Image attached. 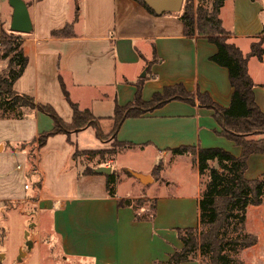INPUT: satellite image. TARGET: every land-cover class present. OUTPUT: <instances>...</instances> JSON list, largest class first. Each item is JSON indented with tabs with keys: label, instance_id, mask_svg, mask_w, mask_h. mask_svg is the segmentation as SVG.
I'll return each mask as SVG.
<instances>
[{
	"label": "crops",
	"instance_id": "obj_1",
	"mask_svg": "<svg viewBox=\"0 0 264 264\" xmlns=\"http://www.w3.org/2000/svg\"><path fill=\"white\" fill-rule=\"evenodd\" d=\"M22 1L28 5L32 30L20 34L27 65L13 90L50 106L64 123L71 122L72 110L63 90L71 103L92 114L104 135L113 127L115 107L132 103L137 93L142 102H149L164 89L181 87L189 94L207 95L220 108H228L233 89L227 70L211 61L216 47L204 37L185 36L180 12L152 15L133 0ZM192 1L198 6L209 5L207 0ZM5 3L7 0H0V33L8 32L6 22L11 19L10 7L4 19ZM218 17L222 28L230 33L227 42L243 56H248L250 45L264 35L262 0H225ZM66 26L70 34L52 36ZM262 47L264 50V43ZM247 72L254 85L253 101L264 114V52L261 61L248 57ZM0 121L3 127L16 130V136L22 135L20 125L26 130L13 145L0 138L2 162L7 158L15 162L11 170L0 163V223L13 212L10 204L25 200L29 190V186L24 189L27 184L22 180L20 192H15L9 175L18 172L23 179L34 165L30 177L36 182L35 201H26L39 213L37 226L42 228L41 213L50 215L51 230L42 234L40 229L32 246L40 249L45 237L50 243L56 239L63 264L166 262L170 254L182 248L177 230L199 227L198 202L203 187L195 155L174 151L183 147L195 151L219 149L234 158L241 155L239 146L219 135L221 129L213 111L200 107L197 101L171 100L139 117L126 118L110 142L98 140L92 127L70 134V144L65 135L52 136L33 152L35 160L32 147L27 151L23 146L49 132L52 121L27 110L21 120ZM113 141L121 150L111 152L105 164L100 161L89 167L92 174H85L87 170L73 158L76 151H107ZM50 146L60 151L54 152L52 165L62 174L58 180L54 177L51 189L39 162L40 153H48ZM141 157L150 159L137 164L135 159ZM185 157L195 174L192 192L166 194L149 189V185L167 178L165 173L171 166L185 164ZM159 165L158 174L153 175ZM99 167L110 168L114 176L118 171L129 175L124 176L122 184L114 183L113 196L107 193L108 175L94 171ZM130 172L143 176L144 184ZM262 177L264 152L250 155L244 172L246 180ZM138 188L148 193H138ZM142 199L154 203L151 220L146 219L148 209L144 205L133 206L134 201ZM181 264L202 263L193 259Z\"/></svg>",
	"mask_w": 264,
	"mask_h": 264
},
{
	"label": "trees",
	"instance_id": "obj_2",
	"mask_svg": "<svg viewBox=\"0 0 264 264\" xmlns=\"http://www.w3.org/2000/svg\"><path fill=\"white\" fill-rule=\"evenodd\" d=\"M133 1L149 14H154L143 0ZM207 1L210 5L209 10H194L192 0H185L179 19L183 24L185 36L204 37L216 47L217 52L211 61L227 70L229 83L233 89L228 108H220L207 95L189 94L181 87L164 89L162 93L153 95L149 102H142L137 93L132 103L125 107H115L113 127L106 135L98 129V122L92 114L88 110H80L71 103L64 90V98L72 110V119L69 124L64 123L50 106L35 103L31 97L16 93L13 90V84L21 77L27 65V58L22 51V37L11 31L1 30L0 33V60L6 62L3 73L0 75V120H21L25 117V110L36 111L47 116L52 121V129L35 138L33 144L36 143L38 150L45 145L48 138L56 135H65L70 144L68 139L70 134L87 127L95 130L98 140L113 139L124 119L139 117L171 100L190 104L197 101L200 107L212 110L214 119L221 129L219 135L241 148V155L238 158L219 149L195 151L183 147L174 151L178 154L192 152L197 160L199 176L207 177L198 202L199 227L177 230V237L182 243V248L170 254L166 262L154 264L185 263L196 259V253H199L203 259L202 264H237L238 254L253 247L257 242L254 235L243 232V224L247 207H258L264 203V177L246 180L244 172L247 158L264 152V114L258 110L253 101L254 85L247 72V60L248 57L262 60L264 39L253 42L248 56H243L236 46L227 42L230 33L222 28L218 17L225 0ZM26 6L28 8L27 4ZM68 34H70V27L66 26L59 32H53L52 36ZM106 153V151H88L81 154L91 158L98 157L101 160ZM77 155L76 151L73 158ZM210 162H216L217 168H210L208 165ZM159 170L160 165L153 169V174L158 173ZM92 172L93 170L89 169L84 173L92 174ZM114 183L115 176L108 175L106 188L109 196L114 195ZM133 203L134 208L145 205L144 201L139 200ZM153 211L154 203L151 204L146 219L153 218Z\"/></svg>",
	"mask_w": 264,
	"mask_h": 264
},
{
	"label": "rangeland",
	"instance_id": "obj_3",
	"mask_svg": "<svg viewBox=\"0 0 264 264\" xmlns=\"http://www.w3.org/2000/svg\"><path fill=\"white\" fill-rule=\"evenodd\" d=\"M184 1L182 3V7L184 5ZM193 3V1H192ZM207 4V3H206ZM195 5L193 3L194 10L196 9H206L209 10L210 5ZM9 5L3 4V15L4 19L7 18V12L9 11ZM180 14V13H179ZM8 20V19H7ZM8 22H6V29L9 30ZM260 39H264V35L259 37L255 42H258ZM6 65L5 61L0 60V75L3 73L4 67ZM43 119H45L43 117ZM1 122V121H0ZM45 125V124H44ZM41 128H43V125H41ZM20 130L22 131V135L16 136V130H13L10 128V126L3 127V124L0 123V138H5L7 142H9L10 145H13V140H18L22 138L23 135H25L26 130L24 126L20 125ZM18 133V132H17ZM24 137V136H23ZM107 141H111V138H108ZM27 151L30 150L29 147H32L31 155L33 156V160H35L34 151L36 150L35 143H29L24 144L23 146ZM122 148L118 143L112 142L109 145L107 153L104 154L102 160H98V157L91 158L88 155H83L81 153H78L76 156L77 162L81 164V168H84L85 170H88L89 167L94 166L95 163H101L105 164L110 158H111V152H118ZM49 152L40 153V168L42 172L46 176V183L49 184V188L51 189V186H54V177H57V180L60 179V176L62 177L61 172H58L57 168H55L52 165V160L54 159L55 155L54 152H60L58 149H56L54 146L51 148V146L48 148ZM62 153V152H61ZM4 159V156H0V163L4 164L5 170H11L13 169L15 162L13 158L8 160L6 159L5 163L2 162ZM29 159V158H28ZM122 158H120L121 160ZM150 157H141L135 159L138 163L145 164L148 162ZM101 161V162H100ZM18 162H20L18 160ZM30 164H33V162L29 161ZM184 163L180 166H176L175 168L171 166L169 171H167L165 174L167 178L164 180H161L159 184L149 185V189H153L152 191H159L164 192L166 194H176V193H188L192 192L194 190V181H195V174L192 170V165L188 162L187 158L185 157ZM210 168H217L216 162H210L209 164ZM2 167V168H3ZM33 168L29 171H35L34 165ZM32 171V172H33ZM30 173L27 176H25L22 179L21 173L18 172L11 173L9 175L8 179L10 180L9 183L13 185L15 188V192H20L19 189L23 186L22 183L27 184L29 186V190L26 192V199L21 201H17L15 204H10V207L13 209V212L9 214L7 221L5 223H0V264H63V261L61 260L60 254H59V248L57 246L56 239H51L52 242H47V238L45 237V244L41 242L40 249H38L36 246L28 247L27 241L36 242L38 237L37 233L41 229V233L49 232L51 230V218L50 215L47 213H41V221H42V228L37 226L40 220L39 213L37 212V209L34 205L30 204L31 202L35 201V193H36V182L34 177H30ZM158 174L154 173L153 175ZM33 175V174H32ZM124 176L127 177V175L121 171H118L117 174H115V182L122 184L124 182ZM162 173H161V175ZM156 178V177H155ZM204 184L207 180L206 175L202 178ZM23 180V182H22ZM170 182L171 184L169 186H165ZM162 183V184H161ZM160 185V186H159ZM18 187V188H17ZM123 189H125L124 186H121ZM203 188V187H202ZM53 189V188H52ZM138 193H148L146 192L145 188H138ZM131 194L135 195L131 192ZM33 196V197H31ZM26 200H30L29 202ZM144 201V199H142ZM142 201V202H143ZM147 201V200H146ZM144 201L145 205L144 207L148 210H150L151 207V201L146 202ZM142 204V203H141ZM140 206V205H138ZM142 206V205H141ZM32 213V216H30ZM3 227V228H2ZM243 232L245 234L254 235L257 239L256 244L253 247H250L248 249H245L244 251L240 252L238 256L236 257L237 264H264V203L258 207H247L246 213H245V222L243 224ZM27 236V239L25 238V235ZM56 242V243H55ZM43 243V244H42ZM230 253V252H227ZM196 259H199L202 262V258L200 257L199 253H196Z\"/></svg>",
	"mask_w": 264,
	"mask_h": 264
},
{
	"label": "water",
	"instance_id": "obj_4",
	"mask_svg": "<svg viewBox=\"0 0 264 264\" xmlns=\"http://www.w3.org/2000/svg\"><path fill=\"white\" fill-rule=\"evenodd\" d=\"M263 4H264V0ZM155 15L163 13H179L182 8L183 0H143ZM12 10L9 30L17 34H28L32 30V25L28 13V8L22 0H7ZM98 174H110V168L99 167L95 170ZM131 176L144 184L145 178L137 173H131ZM27 234L25 238L27 239ZM27 246L32 247L31 241H27ZM1 258V255H0Z\"/></svg>",
	"mask_w": 264,
	"mask_h": 264
},
{
	"label": "built area",
	"instance_id": "obj_5",
	"mask_svg": "<svg viewBox=\"0 0 264 264\" xmlns=\"http://www.w3.org/2000/svg\"><path fill=\"white\" fill-rule=\"evenodd\" d=\"M27 188H28V186H27V185H25V186H24V189H27Z\"/></svg>",
	"mask_w": 264,
	"mask_h": 264
}]
</instances>
